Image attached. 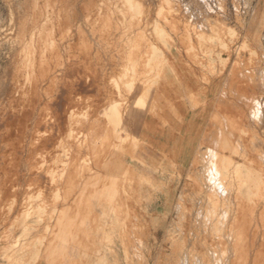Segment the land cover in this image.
I'll use <instances>...</instances> for the list:
<instances>
[{
	"label": "rangeland",
	"instance_id": "rangeland-1",
	"mask_svg": "<svg viewBox=\"0 0 264 264\" xmlns=\"http://www.w3.org/2000/svg\"><path fill=\"white\" fill-rule=\"evenodd\" d=\"M38 1L0 0V264L37 259L68 171L80 183L96 176L106 133L129 136L141 118L162 131L175 126L177 148L166 156L164 190L144 179L124 194L125 219L114 228L122 248L112 254L113 264H264V0ZM44 171L50 197L40 190ZM170 188L175 205L158 228L146 213L155 194Z\"/></svg>",
	"mask_w": 264,
	"mask_h": 264
},
{
	"label": "crops",
	"instance_id": "crops-1",
	"mask_svg": "<svg viewBox=\"0 0 264 264\" xmlns=\"http://www.w3.org/2000/svg\"><path fill=\"white\" fill-rule=\"evenodd\" d=\"M176 133L175 126L169 132L162 131L146 118L139 119L129 136L110 129L98 148L96 176L80 183L75 172L68 171L47 239L39 249L37 259L33 261L31 255L27 264H113L112 254L122 248L116 241L114 228L118 227L117 220L125 219L128 201L124 194L129 189L135 190L136 183L144 179L164 190L166 172L163 169L169 165L166 161L168 152L176 151ZM41 182L42 193L51 196L50 180L43 175ZM173 189L155 194L157 203L154 204V200L149 203L147 218L157 222L158 228L172 215ZM144 218L145 214L142 221ZM130 220L140 219L132 217ZM138 243L142 245L143 241Z\"/></svg>",
	"mask_w": 264,
	"mask_h": 264
},
{
	"label": "bare ground",
	"instance_id": "bare-ground-1",
	"mask_svg": "<svg viewBox=\"0 0 264 264\" xmlns=\"http://www.w3.org/2000/svg\"><path fill=\"white\" fill-rule=\"evenodd\" d=\"M39 1H40V0H39ZM39 1H38V2H39ZM41 1H42V0H41ZM63 1H64V0H62V3H63ZM71 1H72V0H71ZM92 1H93V0H92ZM103 1H104V0H103ZM117 1H118V0H117ZM138 1H139V0H138ZM173 1H174V0H173ZM173 1H172V2H173ZM25 2H26V1H25ZM47 2H48V1H47ZM55 2H56V1H55ZM55 2H54V3H55ZM75 2H76V0H75ZM105 2H106V1H105ZM107 2H108V1H107ZM134 2H135V1H134ZM145 2H146V1H145ZM147 2H148V1H147ZM198 2H199V1H198ZM73 3H74V2H73ZM161 3H162V2H161ZM59 4H60V3H59ZM104 4H105V3H104ZM111 4H112V3H111ZM139 4H140V3H139ZM163 4H164V1H163ZM171 4H173V3H171ZM37 5H38V4H37ZM67 5H68V4H67ZM108 5H110V4H108ZM145 5H146V4H145ZM76 6H77V5H76ZM164 6H165V5H164ZM169 6H171V5H169ZM54 7H55V6H54ZM71 7L73 8V6H71ZM101 7H102V6H101ZM105 7H106V6H105ZM111 7H112V6H111ZM116 7H117V6H116ZM76 8H77V7H76ZM76 8H75V9H76ZM97 8H98V7H97ZM108 8H109V7H108ZM163 8H164V7H163ZM63 9H64V8H63ZM78 9H79V8H78ZM88 9H89V8H88ZM169 9H171V7H170ZM174 9H175V8H174ZM47 10H48V9H47ZM69 10H70V9H69ZM72 10H73V9H72ZM104 10H105V9H104ZM167 10H168V9H167ZM167 10H165V11H167ZM171 10H172V9H171ZM42 11H43V10H42ZM45 11H46V10H45ZM59 11H60V10H59ZM64 11H65V10H64ZM82 11H83V10H82ZM82 11H81V12H82ZM93 11H94V10H93ZM96 11H97V10H96ZM100 11H101V10H100ZM114 11H115V10H114ZM124 11H125V10H124ZM165 11H164V12H165ZM47 12H48V11H47ZM47 12H46V13H47ZM89 12H90V11H89ZM97 12H98V11H97ZM48 13H49V12H48ZM54 13H55V12H54ZM58 13H59V12H58ZM90 13H92V12H90ZM113 13H114V12H113ZM115 13H116V12H115ZM167 13H169V11H168ZM171 13H174V12H171ZM33 14H34V13H33ZM80 14H81V13H80ZM87 14H89V13L87 12ZM99 14H100V13H99ZM99 14H98V15H99ZM127 14H128V13H127ZM127 14H126V15H127ZM169 14H170V13H169ZM161 15H162V14H161ZM163 15H164V13H163ZM33 16H34V15H33ZM43 16H44V14H43ZM54 16H55V15H54ZM59 16H60V15H59ZM69 16H70V15H69ZM76 16H77V15H76ZM99 16H100V15H99ZM108 16H110V15H108ZM114 16H115V15H113V17H114ZM122 16H123V15H122ZM156 16H157V15H156ZM174 16H175V14H174ZM72 17H73V16H72ZM150 17H151V16H150ZM170 17H171V16H170ZM170 17H168V18L170 19ZM66 18H67V17H66ZM69 18H70V17H69ZM69 18H68V20H69ZM82 18H84V17L82 16ZM172 18H173V17H172ZM25 19H26V18H25ZM35 19H36V18H35ZM73 19H74V18H73ZM89 19H90V18H89ZM113 19H114V18H113ZM47 20H49V19H47ZM52 20H53V19H52ZM71 20H72V19H71ZM71 20H69V21H71ZM100 20H101V18H100ZM110 20H111V18H110ZM129 20H130V19H129ZM153 20H154V19H153ZM170 20H171V19H170ZM173 20L176 21L175 19H173ZM18 21H19V20H18ZM21 21H23V20H21ZM58 21H59V20H58ZM64 21H65V20H64ZM64 21H63V22H64ZM94 21H95V20H94ZM96 21H97V20H96ZM133 21H134V20H133ZM178 21H179V20H178ZM47 22H48V21H47ZM47 22L45 21V23H46L45 25H47ZM53 22H54V21H53ZM77 22H78V21H77ZM121 22H122V21H121ZM29 23H30V22H29ZM69 23H71V22H69ZM116 23H117V22H116ZM128 23H130V22H128ZM134 23H135V22H134ZM138 23H139V22H138ZM138 23H137V24H138ZM140 23H141V22H140ZM140 23H139V25H140ZM142 23H143V22H142ZM142 23H141V24H142ZM147 23H148V21H147ZM168 23H169V22H168ZM49 24H50V23H49ZM67 24H68V23H67ZM102 24H103V23H102ZM171 24H172V22H171ZM127 25H128V24H127ZM129 25H130V24H129ZM145 25H146V23H145ZM31 26H32V25H31ZM50 26H51V25H50ZM57 26H58V25H57ZM76 26H78V25H76ZM90 26H91V25H90ZM92 26H93V25H92ZM115 26H116V24H115ZM135 26H136V25H135ZM174 26H175V25H174ZM174 26H173V28H174ZM186 26L188 27L189 25H186ZM26 27H27V26H26ZM41 27H42V26H41ZM66 27H68V26H66ZM66 27L64 26V28H66ZM72 27H73V26H72ZM72 27H71V28H72ZM74 27H75V26H74ZM119 27H120V26H119ZM129 27H130V26H129ZM133 27H134V26H133ZM34 28H35V27H34ZM50 28H51V27H50ZM52 28H53V27H52ZM68 28H69V27H68ZM98 28H100V26H99ZM103 28H104V27H103ZM134 28H135V27H134ZM22 29H23V28H22ZM108 29H109V28H108ZM119 29H120V28H119ZM122 29H124V27H123ZM185 29H186V28H185ZM191 29H192V28H191ZM37 30H38V29H37ZM92 30H93V29H92ZM110 30H111V29H110ZM114 30L116 31V29H114ZM23 31H25V30L23 29ZM23 31H22V33H23ZM69 31H70V30H69ZM84 31H85V30H84ZM95 31H96V30H95ZM107 31H108V30H107ZM184 31H185V30H184ZM195 31H196V30H195ZM20 32H21V31H20ZM39 32H40V31H39ZM39 32H38V33H39ZM48 32H49V30H48ZM48 32H47V33H48ZM53 32H54V31H53ZM62 32H63V31H62ZM62 32H61V34H62ZM103 32H105V31H103ZM108 32H109V31H108ZM123 32H124V30H123ZM130 32H131V31H130ZM141 32H142V31H141ZM173 32H174V31H173ZM177 32H178V31H177ZM186 32H187V31H186ZM22 33H21V34H22ZM24 33H25V32H24ZM24 33H23V34H24ZM32 33H33V32H32ZM44 33H45V32H44ZM59 33H60V32H59ZM76 33H77V32H76ZM84 33H85V32H84ZM96 33H97V32H96ZM109 33H110V32H109ZM178 33H179V32H178ZM78 34H79V33H78ZM174 34H175V33H174ZM33 35H34V37H35V33H34ZM48 35H49V33L47 34V38H48ZM57 35H58V34H57ZM85 35H87V34H85ZM90 35H91V34H90ZM103 35H104V34H103ZM197 35H198V34H197ZM42 36H43V35H42ZM59 36H60V35H59ZM59 36H58V37H59ZM125 36H126V35H125ZM142 36H143V34H142ZM184 36H185V35H184ZM25 37H27V36L25 35ZM37 37H38V36H37ZM49 37H50V36H49ZM88 37H89V36H88ZM91 37H92V36H91ZM97 37H98V36H97ZM99 37H100V36H99ZM187 37H188V36H187ZM187 37H186V38H187ZM32 38H33V37H32ZM32 38H31V39H32ZM54 38H55V37H54ZM81 38H82V37H81ZM83 38H84V37H83ZM109 38H110V37H109ZM34 39H35V38H34ZM37 39H38V38H37ZM41 39H42V38H41ZM99 39H102V38H99ZM110 39H111V38H110ZM120 39H121V38H120ZM188 39H189V38H188ZM92 40H93V39H92ZM112 40H113V39H112ZM128 40H129V39H128ZM142 40H143V39H142ZM172 40H173V39H172ZM27 41H28V40H27ZM47 41H48V40H47ZM79 41H80V40H79ZM84 41H85V40H84ZM98 41H99V40H98ZM114 41H115V40H114ZM32 42H33V41H32ZM36 42H37V41H36ZM41 42H42V41H41ZM49 42H50V41H49ZM88 42H89V41H88ZM92 42H93V41H92ZM125 42H126V41H125ZM127 42H128V41H127ZM135 42H136V41H135ZM147 42H148V41H147ZM155 42H156V41H155ZM182 42H183V41H182ZM96 43H97V41H96ZM102 43H103V41H102ZM129 43H130V41H129ZM139 43H140V42H139ZM139 43H138V45H139ZM180 43H181V42H180ZM46 44H48V43H46ZM46 44H45V45H46ZM86 44H88V43H86ZM91 44H92V43H91ZM113 44H114V43H113ZM113 44H112V45H113ZM126 44H127V43H126ZM141 44H142V43H141ZM29 45H30V44H29ZM81 45H82V44H81ZM127 45H128V44H127ZM133 45H134V44H133ZM136 45H137V44H136ZM188 45H189V44H188ZM188 45H187V46H188ZM203 45H204V44H203ZM31 46H32V45H31ZM49 46H50V45H49ZM108 46H109V45H108ZM189 46H190V45H189ZM32 47H33V46H32ZM32 47H30V49H31ZM43 47H44V46H43ZM80 47H81V46H80ZM82 47H83V46H82ZM94 47H95V46H94ZM109 47H110V46H109ZM131 47H132V46H131ZM148 47H149V45H148ZM174 47H175V46H174ZM27 48H29V47H27ZM88 48H89V46H88ZM113 48H114V47H113ZM188 48H189V47H188ZM33 49H34V48H33ZM40 49H41V48H40ZM85 49H86V48H85ZM90 49H91V48H90ZM97 49H98V48H97ZM116 49H117V48H116ZM133 49H134V48H133ZM136 49H137V48H136ZM136 49H134V50H136ZM140 49H141V48H140ZM140 49H139V50H140ZM146 49H147V48H146ZM146 49H145V50H146ZM42 50H43V48H42ZM59 50H60V49H59ZM65 50H66V49H65ZM88 50H89V49H88ZM131 50H132V49H131ZM26 51H27V50H26ZM30 51H31V50H30ZM69 51H70V50H69ZM84 51H85V50H84ZM117 51H118V50H117ZM137 51H138V50H137ZM141 51H142V50H141ZM28 52H29V51H28ZM48 52H49V51H48ZM56 52H57V51H56ZM79 52H81V51H79ZM82 52H83V51H82ZM82 52H81V53H82ZM88 52H89V51H87L86 53H88ZM100 52H101V51H100ZM107 52H108V51H107ZM122 52H123V51H122ZM127 52H128V51H127ZM129 52H130V50H129ZM23 53H24V52H23ZM25 53H26V52H25ZM90 53H91V52H90ZM108 53H109V52H108ZM112 53H113V52H112ZM118 53H119V52H118ZM144 53H145V52H144ZM151 53H152V52H151ZM31 54H32V53H31ZM100 54H101V53H100ZM102 54H103V53H102ZM116 54H117V53H116ZM122 54H123V53H122ZM187 54H188V53H187ZM19 55L21 56V54H19ZM25 55H28V54H25ZM38 55H39V54H38ZM65 55H66V54H65ZM68 55H69V54H68ZM85 55H86V54H85ZM89 55H91V54H89ZM89 55H88V56H89ZM120 55H121V54H120ZM129 55H130V53H129ZM129 55H127V56H129ZM131 55H132V54H131ZM131 55H130V56H131ZM141 55H142V54H141ZM51 56H52V55H51ZM66 56H67V55H66ZM86 56H87V55H86ZM92 56H93V55H92ZM96 56H97V55H96ZM113 56L115 57V55H113ZM122 56H123V55H122ZM122 56H121V57H122ZM134 56H135V55H134ZM189 56H191V55H189ZM24 57H25V56H24ZM27 57H28V56H27ZM32 57H33V56H32ZM68 57H69V56H68ZM70 57H71V55H70ZM105 57H106V56H105ZM105 57H104V58H105ZM116 57H117V56H116ZM121 57H120V58H121ZM187 57H188V56H187ZM84 58H85V57H84ZM144 58H145V57H144ZM147 58H148V57H147ZM22 59H23V58H22ZM31 59H32V58H31ZM31 59H30V60H31ZM40 59H41V60H42V59L45 60L44 57H43V58H40ZM99 59H100V58H99ZM105 59H106V58H105ZM114 59H115V58H114ZM133 59H134V58H133ZM26 60H27V59H26ZM62 60H63V59H62ZM82 60H84V59H82ZM87 60H88V59H87ZM100 60H101V59H100ZM111 60H112V58H111ZM111 60H110V61H111ZM135 60H136V59H135ZM140 60H141V58H140ZM146 60H147V59H146ZM22 61H23V60H22ZM22 61H21V62H22ZM68 61H69V60H68ZM85 61H86V60H85ZM95 61H96V60H95ZM113 61H114V60H113ZM141 61H142V60H141ZM190 61H191V60H190ZM41 62H42V61H41ZM76 62H77V61H76ZM128 62H129V61H128ZM142 62H143V61H142ZM38 63H39V62H38ZM60 63H62V62H60ZM73 63H74V62H73ZM79 63H80V62H79ZM96 63H97V62H96ZM104 63H105V62H104ZM121 63H122V62H121ZM125 63H126V62H125ZM131 63H132V62H131ZM131 63H130V64H131ZM34 64H35V63H34ZM41 64H42V63H41ZM54 64H55V63H54ZM54 64H53V65H54ZM75 64H76V63H75ZM101 64H102V63H101ZM105 64H106V63H105ZM107 64H108V63H107ZM107 64H106V65H107ZM19 65H20V64H19ZM53 65H52V66H53ZM93 65H94V64H93ZM120 65H121V64H120ZM125 65H126V64H125ZM30 66H31V64H30ZM32 66H33V65H32ZM48 66H49V65H48ZM58 66H59V65H58ZM75 66H77V65H75ZM91 66H92V65H91ZM143 66H144V65H143ZM26 67H27V64H26ZM43 67H44V66H43ZM95 67H96V66H95ZM107 67H109V66H107ZM46 68H47V67H46ZM68 68H69V67H68ZM70 68H71V67H70ZM79 68H80V70H81V67H79ZM86 68H87V66H86ZM100 68H101V67H100ZM111 68H112V67H111ZM122 68H123V67H122ZM124 68H126V67H124ZM127 68H128V67H127ZM140 68H141V67H140ZM25 69H26V68H25ZM74 69H76V67H75ZM74 69H73V70H74ZM101 69H102V68H101ZM142 69H144V68H142ZM142 69H141V70H142ZM153 69H154V68H153ZM187 69H188V68H187ZM31 70H32V69H31ZM34 70H35V69H34ZM43 70H44V69H43ZM66 70H67V69H66ZM76 70H77V69H76ZM89 70H90V69H89ZM96 70H97V69H96ZM96 70H95V71H96ZM105 70H106V69H105ZM116 70H117V68H116ZM116 70H115V71H116ZM69 71H70V70H69ZM78 71H79V70H78ZM82 71H83V70H82ZM136 71H137V70H136ZM147 71H148V70H147ZM29 72H30V71H29ZM31 72H32V71H31ZM34 72H35V71H34ZM62 72H63V71H62ZM73 72H74V71H73ZM88 72H89V71H88ZM107 72H108V71H107ZM109 72H110V71H109ZM117 72H118V71H117ZM123 72H124V71H123ZM23 73H24V72H23ZM26 73H27V72H26ZM45 73H47V72H45ZM71 73H72V72H71ZM71 73L69 72L68 75H72ZM79 73H80V72H79ZM142 73H143V72H142ZM142 73H141V74H142ZM146 73H147V72H146ZM47 74H48V73H47ZM58 74H59V73H58ZM144 74H145V73H144ZM32 75H33V74H32ZM34 75H35V74H34ZM75 75H76V73H75ZM92 75H93V74H92ZM108 75H109V74H108ZM19 76H20V75H19ZM24 76H25V74H24ZM29 76H30V75H29ZM55 76H56V75H55ZM62 76H63V74H62ZM65 76H66V75H65ZM72 76H73V75H72ZM76 76H77V75H76ZM100 76H101V75H100ZM31 77H32V76H31ZM46 77H47V76H46ZM67 77H68V76H67ZM78 77H79V76H78ZM82 77H84V76H82ZM95 77H96V76H95ZM95 77H94V78H95ZM105 77H106V76H105ZM112 77H113V76H112ZM129 77H130V76H129ZM53 78H54V77H53ZM74 78H75V77H74ZM80 78H81V77H79V79H80ZM97 78H98V77H97ZM108 78H109V77H108ZM131 78H132V77H131ZM57 79H58V78H57ZM62 79H63V78H62ZM87 79H88V78H87ZM89 79H90V78H89ZM116 79H117V78H116ZM23 80H24V79H23ZM37 80H38V79H37ZM41 80H42V79H41ZM51 80H52V79H51ZM60 80H61V79H60ZM63 80H64V79H63ZM72 80H75V79H72ZM92 80H93V79H92ZM33 81H34V79H33ZM33 81H31V82H33ZM35 81H36V80H35ZM80 81H81V80H80ZM94 81H95V80H94ZM44 82H45V81H44ZM57 82H58V81H57ZM65 82H66V81H65ZM71 82H73V81H71ZM74 82H75V81H74ZM76 82H77V81H76ZM18 83H20V82H18ZM66 83H67V82H66ZM66 83H65V84H66ZM91 83H92V82H91ZM91 83H90V84H91ZM49 84H50V83H49ZM51 84H53V86H54V83H51ZM55 84H56V83H55ZM62 84H63V83H62ZM70 84H71V83H70ZM83 84H84V82H83ZM92 84H94V83H92ZM34 85H35V84H34ZM58 85H59V84H58ZM77 85H78V84H77ZM77 85H75V86H77ZM86 85H87V84H86ZM94 85H95V84H94ZM110 85H111V84H110ZM35 86H37V85H35ZM38 86H39V85H38ZM72 86H73V85H72ZM106 86H107V85H106ZM5 87H6V86H5ZM27 87H28V86H27ZM58 87H59V86H58ZM92 87H93V86H92ZM44 88H45V87H44ZM49 88H50V87H49ZM49 88H48V89H49ZM56 88H57V87H56ZM56 88H55V89H56ZM59 88H61V87H59ZM59 88H58V89H59ZM66 88H67V87H66ZM82 88H83V87H82ZM84 88H85V87H84ZM15 89H16V88H15ZM35 89H36V88H35ZM46 89H47V88H46ZM86 89H88V88H86ZM92 89H93V88H92ZM92 89H91V90H92ZM95 89H96V88H95ZM63 90H64V88H63ZM67 90H68V89H67ZM79 90H80V89H79ZM110 90H112V89H110ZM113 90H114V89H113ZM202 90H203V89H202ZM20 91H21V90H20ZM65 91H66V90H65ZM81 91H82V89H81ZM103 91H104V89H103ZM22 92H23V91H22ZM22 92H21V93H22ZM25 92H26V91H25ZM30 92H31V91H30ZM36 92H38V91H36ZM36 92H35V94H36ZM61 92H62V91H61ZM78 92H79V91H78ZM84 92H85V91H84ZM84 92H83V93H84ZM88 92H89V91H88ZM100 92H101V91H100ZM105 92H106V91H105ZM141 92H142V91H141ZM4 93H5V92H4ZM14 93H15V92H14ZM53 93H55V92H53ZM75 93H76V92H75ZM93 93H94V92H93ZM193 93H194V92H193ZM23 94H24V93H23ZM44 94H45V92H44ZM62 94H63V93H62ZM71 94H72V93H71ZM115 94H116V93H114V95H115ZM137 94H139V93H137ZM142 94H143V93H142ZM25 95H26V94H25ZM27 95H28V94H27ZM27 95H26V96H27ZM84 95H85V94H84ZM86 95H87V93H86ZM97 95H98V93H97ZM106 95H107V94H106ZM37 96H38V95H37ZM47 96H48V95H47ZM56 96H58V95L56 94ZM56 96H55V97H56ZM68 96H70V95H68ZM110 96H111V95H110ZM58 97H59V96H58ZM80 97H81V96H80ZM87 97H88V96H87ZM132 97H133V95H132ZM14 98H15V97H14ZM23 98H24V97H23ZM61 98H62V97H61ZM61 98H60V100H61ZM63 98H64V96H63ZM73 98H74V97H73ZM85 98H86V97H85ZM91 98H92V97H91ZM53 99H54V98H53ZM76 99H77V98H76ZM76 99H75V102L77 103L78 100H76ZM86 99H87V98H86ZM88 99H89V97H88ZM106 99H107V98H106ZM108 99H109V97H108ZM197 99H198V98H197ZM40 100H41V99H40ZM57 100L60 101L59 99H57ZM102 100H103V99H102ZM115 100H116V99H115ZM195 100H196V99H195ZM11 101H12V100H11ZM11 101H10V102H11ZM63 101H64V99H63ZM73 101H74V100H72V102H73ZM80 101H81V100H80ZM82 101H83V100H82ZM89 101H90V100H89ZM104 101H105V100H104ZM106 101H107V100H106ZM106 101H105V102H106ZM116 101H117V100H116ZM196 101H197V100H196ZM198 101H199V100H198ZM0 102H1V101H0ZM24 102H25V101H24ZM26 102H27V101H26ZM112 102H113V101H112ZM119 102H120V101H119ZM52 103H53V102H52ZM56 103H57V102H56ZM80 103H81V102H80ZM102 103H103V102H102ZM13 104H14V103H13ZM57 104H60V103H57ZM63 104H64V102H63ZM65 104H66V103H65ZM65 104H64V105H65ZM19 105H20V104H19ZM28 105H29V104H28ZM48 105L50 106V104H48ZM64 105H63V106H64ZM79 105H80V104H79ZM82 105H83V104H82ZM84 105H85V103H84ZM87 105H88V104H87ZM87 105H86V106H87ZM96 105H97V104H96ZM104 105H105V104H104ZM43 106H44V105H43ZM75 106H76V105H75ZM100 106H101V105H100ZM22 107H23V106H22ZM34 107H35V106H34ZM50 107H51V106H50ZM52 107H53V106H52ZM58 107H59V105H58ZM61 107H62V106H61ZM103 107H104V106H103ZM122 107H123V106H122ZM31 108H32V107H31ZM56 108H57V107H56ZM74 108H75V107H74ZM86 108H87V107H86ZM86 108H85V109H86ZM125 108H126V107H125ZM217 108H219V107H217ZM10 109H11V108H10ZM16 109H17V107H16ZM40 109H41V108H40ZM52 109H53V108H52ZM57 109H59V108H57ZM66 109H67V108H66ZM31 110H32V109H31ZM60 110H62V109H60ZM60 110H59V111H60ZM63 110H64V108H63ZM12 111H13V110H12ZM42 111H43V109H42ZM47 111H48V110H47ZM53 111H54V110H53ZM53 111H52V112H53ZM57 111H58V110H57ZM82 111H84V110H82ZM238 111H239V110H238ZM14 112H15V111H14ZM14 112H13V113H14ZM21 112H22V111H21ZM32 112H33V111H32ZM34 112H35V110H34ZM50 112H51V109H50ZM64 112H65V115H66L67 113H66L65 110H64ZM45 113H46V111H45ZM58 113H60V112H58ZM58 113H57V115H58ZM62 113H63V111H62ZM62 113H61V115H62L63 118L65 119V117H64V115H63L64 113H63V114H62ZM82 113H83V112H82ZM88 113H89V112H88ZM233 113H234V112H233ZM31 114H32V113H31ZM34 114H35V113H34ZM38 114H39V113H38ZM48 114H49V113H48ZM52 114H53V113H52ZM89 114H90V113H89ZM234 114H235V113H234ZM238 114H239V113H238ZM6 115H7V114H6ZM11 115H12V113H11ZM13 115H14V114H13ZM59 115H60V114H59ZM59 115H58V116H59ZM67 115H68V114H67ZM76 115H77V114H76ZM26 116H28V118H29V117L33 118L32 116H34V115L30 116V115L26 114ZM42 116H44V115H42ZM58 116H57V117H58ZM62 116L59 117V120H61L60 118H61ZM160 116H161V115H160ZM231 116H232V115H231ZM15 117H16V116H15ZM15 117H13V118L15 119ZM235 117H236V114H235ZM243 117H244L243 114H242V116H241V114H240V118H243ZM4 118H5V117H4ZM10 118H11V117H10ZM16 118H17V117H16ZM31 118H30V119H31ZM44 118H45V117H44ZM66 118H67V116H66ZM97 118H98V117H97ZM237 118H238V117H237ZM237 118H236V119H237ZM14 119H13V120H14ZM42 119H43V117H42ZM49 119H50V118H49ZM123 119H124V118H123ZM238 119H239V118H238ZM31 120H32V119H31ZM47 120H48V119H47ZM65 120H66V119H65ZM80 120H81V119H80ZM240 120H241V119H240ZM40 121H41V120H40ZM45 121H46V120H45ZM61 121H62V120H61ZM76 121H77V120H76ZM98 121H99V120H98ZM0 122H1V121H0ZM5 122H6V121H5ZM7 122H8V120H7ZM28 122H29V121H28ZM35 122H36V121H35ZM54 122H55V121H54ZM64 122H65V121H64ZM64 122H63V123H64ZM94 122H95V121H94ZM233 122H234V120H233ZM240 122H241V121H240ZM29 123H30V122H29ZM44 123H45V122H44ZM61 123H62V122H61ZM66 123L68 124V122H66ZM81 123H82V122H81ZM81 123H80V124H81ZM241 123H242V122H241ZM38 124H39V123H38ZM42 124H43V123H42ZM46 124H47V123H46ZM59 124H60V123H59ZM67 124H66V125H67ZM231 124H232V123H231ZM4 125H5V123H4ZM35 125H36V124H35ZM61 125H62V124H61ZM90 125H91V127H92V124H90ZM93 125H94V124H93ZM238 125H239V124H238ZM0 126H1V125H0ZM45 126H46V125H45ZM49 126H50V125H49ZM58 126H59V125H58ZM1 127H2V126H1ZM5 127H7V126H5ZM37 127H38V126H37ZM47 127H48V126H47ZM50 127H51V126H50ZM91 127H90V128H91ZM241 127H242V126H241ZM7 128H8V127H7ZM62 128H63V127H62ZM79 128H81V127H79ZM48 129H49V128H48ZM75 129H76V128H75ZM95 129H96V128H95ZM236 129H237V128H236ZM35 130H36V129H35ZM58 130H59V129H58ZM72 130H73V129H72ZM78 130H79V129H78ZM82 130H83V129H82ZM84 130H85V129H84ZM221 130H222V129H221ZM239 130H240V129H239ZM48 131H49V130H48ZM50 131H52V130H50ZM59 131H61V130H59ZM87 131H88V130H87ZM94 131H95V130H94ZM8 132H9V131H8ZM40 132H41V131H40ZM81 132H82V131H81ZM95 132H96V131H95ZM6 133H7V132H6ZM21 133H22V132H21ZM36 133H37V132H36ZM38 133H39V132H38ZM48 133H49V132H48ZM59 133H60V132H59ZM59 133H58V134H59ZM64 133H65V132H64ZM129 133H130V132H129ZM33 134H35V133H33ZM61 134H63V132H62ZM79 134H81V133H79ZM79 134H77V135H79ZM222 134H223L222 137H224V136H225L224 133H222ZM41 135H42V134H41ZM59 135H60V134H59ZM7 136H8V135H7ZM7 136H6V137H7ZM23 136H24V134H23ZM23 136H21V137H23ZM30 136H31V135H30ZM34 136H35V135H34ZM42 136H44V135H42ZM87 136H88V135H87ZM229 136H230V135L226 136V139H228L227 137H229ZM31 137H33V135H32ZM45 137H47V136H45ZM50 137H51V136H50ZM0 138H1V137H0ZM34 138H35V137H34ZM41 138H42V137H41ZM52 138H53V137H52ZM56 138H57V137H56ZM56 138H54V139H56ZM231 138H233V137H231ZM231 138H230V139H231ZM39 139H40V138H39ZM43 139H44V138H43ZM76 139H77V138H75V140H76ZM33 140H34V139H33ZM35 140H36V139H35ZM44 140H45V139H44ZM64 140H65V139H64ZM71 140H72V139H71ZM228 140H229V139H228ZM231 140H232V139H231ZM1 141H2V140H1ZM83 141H84V140H83ZM218 141H219V140H218ZM222 141H224V139H223ZM225 141H226V140H225ZM17 142H19V141H17ZM39 142H41V141H39ZM56 142H57V140H56ZM76 142H77V141H76ZM90 142H91V141H90ZM231 142H232V141H231ZM2 143H3V142H2ZM5 143H6V142H5ZM43 143H44V142H43ZM57 143H58V142H57ZM70 143H71V141H70ZM77 143H79V142H77ZM127 143H128V142H127ZM127 143H126V144H127ZM215 143H216V142H215ZM224 143H226V142H224ZM228 143H229V142H228ZM228 143H226V144H227V147H228V149H229V148H231L232 146H230V145L228 146ZM24 144H25V143H24ZM33 144H34V143H33ZM35 144H36V143H35ZM35 144H34V146H35ZM51 144H53V142H52ZM55 144H56V143H55ZM71 144H72V143H71ZM85 144H88V143H85ZM229 144H230V143H229ZM1 145H2V144H1ZM20 145H21V144H20ZM40 145H41V144H40ZM42 145H43V144H42ZM45 145H46V143H45ZM82 145H83V144H82ZM129 145H130V143H129ZM215 145H216V144H215ZM231 145H233V142H232ZM5 146H6V145H5ZM29 146H30V145H29ZM32 146H33V145H32ZM47 146H48V145H47ZM50 146H51V145H50ZM76 146H77V144H76ZM78 146H79V144H78ZM93 146H94V145H93ZM224 146H225V145H224ZM233 146H235V145H233ZM0 147H1V146H0ZM7 147H9V146H7ZM35 147H36V146H35ZM37 147H38V146H37ZM52 147H53V146H52ZM82 147H83V146H81V147H79V148L82 149ZM91 147H92V146H91ZM124 147H125V146H124ZM236 147H237V146H236ZM1 148H2V147H1ZM21 148H22V147H21ZM32 148H34V147H32ZM48 148H50V147H48ZM83 148H84V147H83ZM85 148H87V147L85 146ZM141 148H142V147H141ZM225 148H226V147H225ZM233 148H234V147H233ZM39 149H40V148H39ZM45 149H46V148H45ZM88 149H89V148H87V150H88ZM130 149H131V148H130ZM1 150H2V149H1ZM56 150H57V149H56ZM85 150H86V149H85ZM91 150H92V149H91ZM91 150H90V152H91ZM93 150H94V149H93ZM2 151H5V150H2ZM2 151H1V152H2ZM20 151H21V150H20ZM41 151H42V150H41ZM53 151H54V150H53ZM237 151H238V150H237ZM79 152H80V151H79ZM87 152H88V151H87ZM3 153H4V152H3ZM48 153H49V152H48ZM55 153H56V152H55ZM57 153H58V152H57ZM81 153H82V152H81ZM1 154H2V153H1ZM30 154H31V153H30ZM42 154H43V153H41V155H42ZM44 154H45V153H44ZM71 154H74V153H71ZM238 154H239V153H238ZM2 155H3V154H2ZM11 155H12V154H11ZM19 155H20V154H19ZM32 155H33V154H32ZM195 155H196V154H195ZM5 156H6V155H5ZM13 156H14V155H13ZM20 156H21V155H20ZM54 156H55V155H54ZM225 156H227V155H225ZM238 156H239V155H238ZM6 157H7V156H6ZM6 157H5V158H6ZM82 157H83V156H82ZM112 157H113V156H112ZM206 157H207V156H206ZM5 158H4V159H5ZM36 158H37V156H36ZM43 158H44V157H43ZM54 158H56V157H54ZM85 158H86V157H85ZM213 158H215V157H213ZM225 158H227V157H225ZM6 159H8V158H6ZM28 159H29V158H28ZM120 159H121V158H120ZM11 160H12V158H11ZM20 160H21V159H20ZM56 160H57V159H56ZM215 160H216V159H215ZM240 160H241V159H240ZM1 161H2V160H1ZM45 161H46V160H45ZM213 161H214V160H213ZM227 161H228V160H227ZM243 161H244V160H243ZM249 161H250V160H249ZM12 162H13V161H12ZM31 162H32V161H31ZM229 162H230V161H229ZM27 163H28V161H27ZM33 164H34V163H33ZM39 164H40V163H39ZM45 164H46V163H45ZM212 164H214V163H212ZM215 164H216V163H215ZM215 164H214V165H215ZM231 164H232V163H231ZM10 165H11V162H10ZM10 165H9V166H10ZM47 165H48V164H47ZM112 165H113V164H112ZM114 165H115V163H114ZM238 165H239V164H238ZM1 166H3V165H1ZM6 166H7V165H6ZM241 166H242V165L240 164V167H241ZM7 167H8V166H7ZM7 167H6V169H7ZM32 167H33V166H32ZM63 167H64V166H63ZM225 167H226V166H225ZM4 168H5V167H4ZM8 168H9V167H8ZM13 168H15V167H13ZM13 168H12V170H13ZM30 168H31V167H30ZM33 168H35V167H33ZM50 168H51V167H50ZM60 168H62V167H60ZM219 168H220V167H219ZM10 169H11V168H10ZM17 169H18V168H17ZM35 169L39 170V168H35ZM55 169H57V167H56ZM55 169L53 170V172L55 171ZM81 169H82V168H81ZM110 169H111V167H110ZM214 169H216V168H214ZM2 170H3V168H2ZM2 170H0V171L2 172ZM58 170H59V169H58ZM61 170H62V169H61ZM64 170H65V169H64ZM64 170H62V171H64ZM209 170H210V169H209ZM209 170H208V171H209ZM56 171H57V170H56ZM116 171H117V170H116ZM227 171H228V170H227ZM18 172H19V171H18ZM59 172H60V171H59ZM215 172H216V171H215ZM239 172H241V171H239ZM15 173H16V172H15ZM115 173H116V172H115ZM220 173H221V172H220ZM2 174H3V172H2ZM60 174H61V172H60ZM113 174H114V173H113ZM248 174H249V173H248ZM42 175H43V174H42ZM58 175H59V174H58ZM58 175H56V177H57ZM61 175H62V174H61ZM108 175H109V174H108ZM215 175H216V174H215ZM219 175H220V174H218V176H219ZM47 176H48V175H47ZM237 176H238V175H237ZM0 177H3V176H0ZM8 177H10V175H8ZM13 177H14V176H13ZM31 177H33V176H31ZM56 177H55V179H56ZM60 177H61V176H60ZM215 177H217V176H215ZM238 177H239V176H238ZM14 178H16V176H15ZM34 178H35V177H34ZM57 178H58V177H57ZM11 179H12V178H11ZM11 179H9V180H11ZM31 179H32V178H31ZM49 179H50V178H49ZM49 179H48V180H49ZM242 180H243V179H242ZM11 181H12V180H11ZM16 181H17V180H16ZM55 181H56V180H55ZM57 181H58V179H57ZM57 181L55 182L56 184H57ZM0 182H1V181H0ZM14 182H15V181H14ZM32 182H33V181H32ZM50 182H51V181H50ZM58 182H59V181H58ZM237 182L239 183V181H237ZM1 183H2V182H1ZM10 183H11V182H10ZM12 183H13V182H12ZM34 183H35V182H34ZM41 183H42V182H41ZM44 183H45V182H44ZM60 183H61V182H60ZM60 183H59V184H60ZM241 183H242V182H241ZM36 184H37V183H36ZM47 184H48V183H47ZM245 184H246V183H245ZM32 185H33V184H32ZM53 185H55V184H53ZM218 185H219V184H218ZM221 185H222V184H221ZM221 185H220V186H221ZM46 186H47V185H46ZM46 186H44V187H46ZM51 186H52V184H51ZM59 186H60V185H59ZM59 186H58V187H59ZM61 186H62V185H61ZM193 186H194V185H193ZM204 186H205V185H204ZM216 186H217V185H216ZM238 186H240V185H238ZM26 187H27V186H26ZM41 187H42V186H41ZM195 187H196V186H195ZM195 187H194V188H195ZM198 187H199V186H198ZM223 187H224V186H223ZM223 187L221 186V188H223ZM262 187H264V186H262ZM19 188H20V187H19ZM49 188H50V187H49ZM59 188H61V187H59ZM241 188H242V187H241ZM199 189H200V188H199ZM208 189H209V188H208ZM244 189H245V188H244ZM262 189H263V188H262ZM38 190H39V189H38ZM40 190L42 191V189H40ZM200 190H201V189H200ZM238 190H239V189H238ZM246 190H247V189H246ZM45 191H46V190H45ZM45 191H43V192L45 193ZM54 191H57V190H54ZM223 191H224V190H223ZM259 191H260V190H259ZM261 191H262V190H261ZM240 192H241V190H240ZM262 192H263V191H262ZM0 193H1V192H0ZM27 193H28V192H27ZM27 193H25V194H27ZM35 193H36V192H35ZM53 193H54V192H53ZM212 193H213V192H212ZM45 194H46V193H45ZM60 194H61V193H60ZM62 194H63V193H62ZM209 194H211V193H209ZM245 194H246V193H245ZM236 195H237V194H236ZM261 195H262V194H261ZM0 196H1V195H0ZM26 196H27V195H26ZM44 196H45V195H44ZM51 196H52V194H51ZM127 196H128V195H127ZM214 196H215V195H214ZM24 197H25V196H24ZM49 197H50V196H49ZM236 197H237V196H236ZM240 197H241V196H240ZM1 198H2V197H1ZM16 198H17V197H16ZM210 198H211V197H210ZM10 199H11V198H10ZM51 199H52V198H51ZM51 199H50V200H51ZM236 199L239 200L238 198H236ZM241 199H242V198H241ZM261 199H262V198H261ZM16 200H17V199H16ZM22 200H23V199H22ZM53 200H54V199H53ZM10 201H11V200H10ZM239 201H240V200H239ZM243 201H244V200H243ZM209 202H210V201H209ZM245 202H247V201H245ZM263 202H264V200H263ZM8 203H9V202H8ZM47 203H48V202H47ZM56 203H57V202H54V204H53V202H52V205H55ZM239 203H240V202H239ZM259 203H260V202H259ZM58 204H60V201H59ZM225 204H226V203H225ZM261 204H262V203H261ZM26 205H27V204H26ZM67 205H68V204H67ZM223 205H224V204H223ZM237 205H238V204H237ZM244 205H245V204H244ZM248 206H249V205H248ZM0 207H1V206H0ZM42 207H44V206H42ZM46 207H47V206H46ZM46 207H45V208H46ZM223 207H224V206H223ZM241 207H242V206H241ZM244 207H245V206H244ZM261 207H262V205H261ZM263 207H264V206H263ZM5 208H6V207H5ZM215 208H216V207H215ZM243 209H244V208H243ZM244 210H245V209H244ZM244 210L241 209V211H244ZM252 210H253V209H252ZM255 210H256V209H255ZM241 211H240V212H241ZM245 211H246V210H245ZM245 211H244V213H245ZM252 212L254 213V211H252ZM261 212H262V210H261ZM7 213H8V212H7ZM12 213H13V212H12ZM242 213H243V212H242ZM253 213H252V214H253ZM1 214H2V213H1ZM8 214H9V213H8ZM227 214H228V213H227ZM260 214H261V213H260ZM262 214H263V212H262ZM4 215H5V214H4ZM130 215H131V214H130ZM224 215H225V214H224ZM244 215H245V214H244ZM246 215H247V214H246ZM15 216H16V215H15ZM122 216H123V215H122ZM227 216H228V215H227ZM52 218H53V217H52ZM206 219H207V218H206ZM222 219H223V217H222ZM238 219H239V218H238ZM252 219H253V218H252ZM258 219H259V218H258ZM246 220H247V219H246ZM12 221H13V220H12ZM240 221H242V220H240ZM11 223H12V222H11ZM232 223H233V222H232ZM235 223H236V222H235ZM130 224H131V223H130ZM244 224H245V223H244ZM263 224H264V223H263ZM239 225H240V224H239ZM242 228H243V227H242ZM237 229H238V228H237ZM245 229H246V228H245ZM240 230H241V229H240ZM129 231H130V230H129ZM7 232H8V231H7ZM241 232H242V231H241ZM241 232H239V233H241ZM244 233H245V232H244ZM247 233H248V232H247ZM247 233H246V234H247ZM44 234H45V233H44ZM126 234H127V233H126ZM246 234H245V236H246ZM47 235H48V234H47ZM239 235H240V234H239ZM246 238H247V237H246ZM247 239H248V238H247ZM247 239H246V240H247ZM246 243H247V242H246ZM241 244H242V243H241ZM244 244H245V243H244ZM244 244H243L242 246H244ZM240 249H241V248H240ZM242 249H243V248H242ZM242 249H241V250H242ZM246 250H247V249H246ZM248 254H249V253H248ZM263 255H264V254H263ZM9 256H10V255H9ZM247 256H248V255H247ZM10 257H11V256H10ZM238 257H239V256H238ZM241 257H242V256H241ZM259 257H260V256H259ZM261 257H262V256H261ZM239 259H241V258H239ZM242 259H243V258H242ZM203 260H205V258H204ZM255 260H256V259H255ZM112 261H113V260H112ZM204 262H205V261H204ZM205 264H207V263H205ZM255 264H256V263H255Z\"/></svg>",
	"mask_w": 264,
	"mask_h": 264
}]
</instances>
